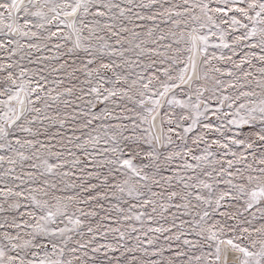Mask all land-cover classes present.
I'll return each instance as SVG.
<instances>
[{"label": "snow or ice", "instance_id": "snow-or-ice-1", "mask_svg": "<svg viewBox=\"0 0 264 264\" xmlns=\"http://www.w3.org/2000/svg\"><path fill=\"white\" fill-rule=\"evenodd\" d=\"M0 264H264V0H0Z\"/></svg>", "mask_w": 264, "mask_h": 264}]
</instances>
